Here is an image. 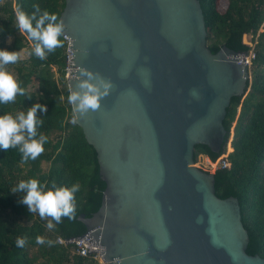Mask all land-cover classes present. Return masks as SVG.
I'll use <instances>...</instances> for the list:
<instances>
[{
    "label": "water",
    "instance_id": "water-1",
    "mask_svg": "<svg viewBox=\"0 0 264 264\" xmlns=\"http://www.w3.org/2000/svg\"><path fill=\"white\" fill-rule=\"evenodd\" d=\"M68 89L98 87L99 106L72 115L107 187L79 216L105 264H264L237 197L220 198L195 147L220 154L233 97L251 77L248 53L208 46L200 0H66ZM107 85V87H105Z\"/></svg>",
    "mask_w": 264,
    "mask_h": 264
},
{
    "label": "trees",
    "instance_id": "trees-1",
    "mask_svg": "<svg viewBox=\"0 0 264 264\" xmlns=\"http://www.w3.org/2000/svg\"><path fill=\"white\" fill-rule=\"evenodd\" d=\"M200 1L212 52L217 53L226 45L234 51L248 53L253 46L256 58L250 68V74L254 72L246 94L233 97L227 109L224 120L227 134L221 153H213L208 146L198 144L194 158L197 161L202 154L215 162L227 154V168L214 173L216 194L223 199L231 196L239 199L242 221L250 236L247 252L264 257V71L260 70L264 67V0ZM33 4L56 13L60 20L66 0H7L0 4V49L20 51L28 47L29 51L28 64L18 65L19 59L6 66L7 71H15V79L26 93L0 105V114L15 115L33 104L44 105L45 109L36 113L43 120L37 133L48 137L44 151L35 159L22 160L16 148L0 149V264H101L94 257L79 255L73 247L57 241L59 237H80L87 232L86 225L78 218L81 214L91 217L101 208L107 184L101 178L95 148L73 121L67 83L55 78L54 68L62 80L65 78L67 43L63 33L60 37L63 44L40 59L31 52L34 42L17 29L16 13L23 10L31 14ZM246 35L252 36L255 45L244 42ZM8 37L14 38L12 44L6 43ZM44 162L50 163L46 170ZM206 163L211 165L209 159ZM29 178L43 183L45 190L53 182L66 187L79 184L74 194V215L62 216L58 223L53 221L55 227L49 229L47 221L51 217L41 218L37 212H29L27 205L19 203L23 193L11 192L19 180ZM37 236L44 237V243L38 244ZM17 237L25 239L22 247L16 245ZM49 240L53 242L49 244Z\"/></svg>",
    "mask_w": 264,
    "mask_h": 264
},
{
    "label": "clouds",
    "instance_id": "clouds-1",
    "mask_svg": "<svg viewBox=\"0 0 264 264\" xmlns=\"http://www.w3.org/2000/svg\"><path fill=\"white\" fill-rule=\"evenodd\" d=\"M33 8L34 11L31 14L23 10L16 13V26L21 33H26L27 37L34 42L31 52L36 57L44 59L48 53L63 44L60 37L64 31V24L58 19L56 13L41 10L38 4H33ZM20 51L0 49V105L14 101L17 94L26 93V89L19 85L6 68L7 65L14 64L20 59ZM79 87L86 91H70L67 96V101L72 105L73 110L84 114L90 108L96 109L99 106L98 87L87 81L81 82ZM38 109L43 111L45 106L36 103L26 111H19L15 115L9 112L0 114V149L16 148L22 154V160L35 159L44 151V144L48 137L43 133L39 135L37 133V127L43 123V120L36 115ZM78 189L79 184L66 187L56 186L53 182L52 186L45 190L43 183L35 178H29L19 180L11 188V192L23 193L19 203L27 205L29 212H37L41 218L51 217L52 219L47 221V227L51 229L55 227L53 221L58 223L62 216L71 218L74 215V194ZM36 242L44 243V237L37 236ZM52 242L48 241L49 244ZM15 243L18 247H22L25 239L17 237Z\"/></svg>",
    "mask_w": 264,
    "mask_h": 264
},
{
    "label": "built area",
    "instance_id": "built-area-1",
    "mask_svg": "<svg viewBox=\"0 0 264 264\" xmlns=\"http://www.w3.org/2000/svg\"><path fill=\"white\" fill-rule=\"evenodd\" d=\"M66 43H67V49H66V68H65V82L68 84L69 78H70V71H68V62H67V58L69 55V47L71 44V39L69 38L68 35H63ZM256 58V52L254 50L250 51L248 53V64L246 65L249 69L251 68L254 59ZM227 155H223L221 157V159H219V161L217 162V169H225L228 166V161L226 159ZM216 169V170H217ZM86 234V233H85ZM84 234V235H85ZM82 235V236H84ZM72 238H77V237H71V238H67V239H72ZM66 238H62L59 237L58 238V243L61 245H66V246H71L73 247V249L75 250L76 253H78L79 255H82L84 257L87 256H92L94 257V259H96L97 261H99L101 264H105V262L102 260L100 253L97 251H92L89 252L88 251V246L89 243L84 241V240H78V241H74V242H66L67 240Z\"/></svg>",
    "mask_w": 264,
    "mask_h": 264
},
{
    "label": "rangeland",
    "instance_id": "rangeland-1",
    "mask_svg": "<svg viewBox=\"0 0 264 264\" xmlns=\"http://www.w3.org/2000/svg\"><path fill=\"white\" fill-rule=\"evenodd\" d=\"M7 0H0V4H3L5 3ZM9 1V0H8ZM3 17H5V15H3ZM263 31V29L260 30V32ZM21 34V33H20ZM14 38L13 37H8L6 39V43L7 44H12ZM244 42L245 43H248V44H251L252 43V36H249V35H246L244 37ZM256 42L253 41L252 45H255ZM252 49H253V46H252ZM251 49V50H252ZM28 58H29V51H28V47H25L23 48L21 51H20V62L18 63L19 64H28ZM257 70V68H256ZM260 70H263L264 71V67H262ZM13 76L14 78L16 77V73L13 69H10L9 71ZM254 70L251 71V76L253 74ZM54 73H55V78L63 84V82H65V78L64 80L61 79V74L57 71V69L54 68ZM68 86V85H67ZM31 90H35L34 88H31ZM230 150V149H229ZM224 155H227V154H224ZM210 160L211 162V165H207L206 161L207 160ZM221 159V158H220ZM219 161V159L215 162H213L210 157H208L207 155H199L198 156V160L196 161V165L201 168L202 170L206 171V172H209V173H212L214 174L216 172V169H217V162ZM50 166V163L49 162H44L43 164V168L44 170L48 169Z\"/></svg>",
    "mask_w": 264,
    "mask_h": 264
}]
</instances>
